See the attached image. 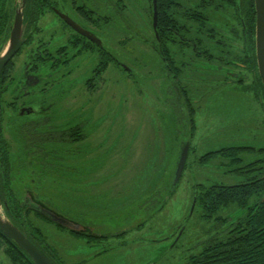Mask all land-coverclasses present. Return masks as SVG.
Here are the masks:
<instances>
[{
	"label": "rangeland",
	"instance_id": "obj_1",
	"mask_svg": "<svg viewBox=\"0 0 264 264\" xmlns=\"http://www.w3.org/2000/svg\"><path fill=\"white\" fill-rule=\"evenodd\" d=\"M21 1L15 0V7ZM134 2H139L140 7L131 3L128 13L136 29L142 32L123 26L118 17L110 31V40L106 41L111 43L110 50L119 55V40L131 38L128 49L132 53L125 50L129 56L123 52L126 57L122 56L121 61L128 68L133 67L134 72L124 81L122 77L126 73L110 67L100 79V91L94 97L98 99L95 110L84 111L88 120L86 133L91 136L78 144L70 142L66 163L49 164L46 169L48 179L43 178L38 183L30 178L17 182L23 197L30 193L35 200L45 198V205L84 225L95 226L98 234H113L102 241H89L93 236H76L52 221L35 218L41 224L58 264H179L185 248L203 240L207 236L206 230L215 223L205 220L199 208L192 212L195 207V197L191 196L194 174L209 183L216 180L218 169L214 162L203 168L196 158L207 151L231 145H254L252 155L264 158V97L251 84L252 76H247L250 75L247 70L239 74L243 76L242 83L231 81L230 75L226 76L222 69L215 67L216 62L212 68L196 71L190 80L194 98L199 99L193 104L196 131L189 138L191 140L186 137L188 125L179 119L172 95L166 92L168 83L164 81L158 54L145 40L153 38L149 13L145 7L140 10L147 2ZM47 21V17L41 19L40 25ZM108 28L111 27L104 26L102 37L107 36ZM238 29L241 30L240 25ZM51 30L49 26L45 29L48 35ZM40 38L47 41V38L34 37L35 42L25 45L16 58L15 82L23 78L25 64ZM6 47L7 43L4 48L0 45V52ZM227 78L228 83L224 82ZM205 90L210 91L207 96H196L197 92ZM12 96L11 93L4 94L9 101L13 100ZM82 98L80 92L76 93L65 105L74 109ZM65 105L56 111L62 113V107H65L64 114L68 116L70 109ZM9 114L13 112L8 110L6 116ZM5 134L12 141L14 167L19 170L23 158L18 155L26 152L23 141L15 138L10 129ZM182 139L196 147L197 155L195 152L189 154L191 162L188 165L186 162L187 168L176 192L167 204L157 209L174 175ZM197 160L201 170L192 168ZM25 169L22 172L29 175ZM218 172L227 177L229 183L235 180L226 174L225 168ZM17 174L21 177V173ZM85 174L87 176L82 180ZM1 211L3 214L4 210ZM189 214L191 216L187 218ZM171 233L177 237L182 234L177 246H168L169 240L158 242ZM110 246L113 249L102 251ZM162 246L168 248L163 250ZM0 264H13L4 246L0 247Z\"/></svg>",
	"mask_w": 264,
	"mask_h": 264
},
{
	"label": "trees",
	"instance_id": "obj_2",
	"mask_svg": "<svg viewBox=\"0 0 264 264\" xmlns=\"http://www.w3.org/2000/svg\"><path fill=\"white\" fill-rule=\"evenodd\" d=\"M14 1L15 0H0V45L3 46V48L8 42L10 35V29L15 13ZM190 1L193 0H187V2ZM236 1L240 2V0H213V4L217 5V8L214 10L223 9L224 11L227 10V13H230L229 11L234 9L236 14ZM50 2L51 0H27L24 10V21L27 24V33L29 34H27L28 38L25 45H30L35 42L34 37H36V35H34V33L37 29H39V20L42 19V16H44L47 12ZM146 2V9L141 7L140 10L145 9V11L149 13V25L153 33V41L155 43L154 48H156L157 38L153 28V2L152 0H146ZM12 3L13 5H11ZM131 3L134 7H140L138 6L139 2L135 3L134 0H116L117 21L118 17L120 19L122 17V19H124L122 20L123 26L125 25V27L136 30L137 33H141L142 31L136 29L134 20L129 16L130 14L128 12L131 7ZM240 3L244 12L243 16L245 21L243 42L245 61L248 64L250 63V72L252 73L253 70L256 72L255 78L253 79L252 77L251 84L257 89L260 96L264 97V87L258 74L255 52L256 13L254 0H241ZM159 6L160 4L158 0V16L161 14L159 12ZM158 22H160V19ZM100 23L102 25L110 24V20L109 18H106L104 22V20L100 18ZM215 30L216 29H214L213 32H215ZM125 39L119 40L118 45L121 50L119 55L118 53L111 52L109 50L106 41L103 42V46H95L91 57L93 58L95 56L96 68L93 71V78H91L89 83H87L90 91L96 87L95 85L93 86L94 83L91 82L95 81L96 84H99L100 79L103 77L105 70L110 64L115 66L117 70L119 69L118 71L126 73L122 77L124 81L126 78H130L129 76H131L134 72L133 67H131V70H127L126 68L124 69L120 66L121 57H126L123 52L128 55L125 50L129 48L128 42L131 40V38ZM70 42L74 43L73 51L69 50L67 54L70 53V55H73L76 47L78 50H75V55H73V57L68 61H65L64 58L66 56L62 55V52L66 48L64 47L66 41H57L56 51L53 49L55 52H51V49L45 44L46 41L40 38L36 42L38 46L29 56L30 64L43 63L45 64L44 67H46V69H50L54 72L52 78L53 86L55 88L49 92L48 96H54L52 100H54L53 102L56 106L51 111L50 115H46L45 117H42V119L34 118L33 116L18 115L16 110L17 105L15 102L9 101L6 97H4V94L9 90V88L5 87L8 81L3 79L4 81L0 82V189L2 194L3 210L12 222L48 256H50L56 264L58 263L55 261L53 256L55 254L50 250L51 247L43 233V228L41 224L36 222L35 218L52 221L57 227L62 229L68 228L56 223L25 204V197L22 195L23 191L17 186V182H19V180L23 181L30 178L34 181V183H38L39 180L43 178L48 179L46 169L49 164L57 163L59 165H63L66 163L65 155H68L69 150H71V147L69 146L71 138H73L74 141H80L82 139L86 141L88 136H90H87V127L85 129L83 128V130L82 128H78L79 130H77L76 127H70L69 129L67 124L70 125L71 123H67V114H64L66 113L65 107H62L63 114L59 110L56 111V108H61L62 104L66 103L67 98H69V96L76 90L73 88L74 85L71 86L70 84V82L73 83L72 81H76V79L68 77V74L72 73V70L67 68L68 63L73 61L76 62L77 59H81L86 53V49H88L87 44L85 45L83 41L71 40ZM223 45L225 46L226 44L223 42ZM124 46L126 49H123ZM67 48H69V46ZM130 53H132V51H130ZM230 57V53L225 52L224 58L227 59ZM50 58H53L54 62L48 63ZM128 58L129 57H127V59ZM13 64L14 61H11L7 67H5L1 78L5 77L4 72L7 73L13 67ZM186 72L187 71H185V69L178 68L176 77L180 81V84L186 83L188 87H191L187 82H184L182 78L190 80L196 75V72H190L191 74H187ZM77 76L80 77V74ZM183 88L184 86L181 85V88L179 89V92L181 93L180 98L184 102L181 104V115L178 117L187 123L188 134L186 137L189 139L193 137L196 130V109L193 107V87L192 89ZM208 91L209 90L197 92L196 96H198V98L205 95L207 96L208 93H210V91ZM63 92H65V94H62ZM8 110H11L13 114H9L7 117L6 112ZM7 118L9 119L6 120ZM21 119H23V121L18 123ZM8 129H10L12 133H15V138H20L19 140L23 141L24 151H26L23 155H18L19 158H23V163L19 170L14 167L12 141H10L5 134ZM66 130H69V132ZM77 135L79 136L78 138H76ZM253 149H255V146H224L219 149L202 153L197 158L201 164H204L210 159L219 156V165L226 169V173L229 175H237L239 177L242 176L245 178V182L228 186H220L219 184H216V181H211L208 184L191 185V196L193 198L196 197L195 207L192 212H194L196 208H199L201 216L205 220H213L215 223L210 225L205 232L207 236L202 241L206 240L209 241V243L205 245L203 249L204 251L201 254L196 255V260L194 259V255H192V259L190 258L187 264H264V158H259L258 160L261 164L260 168L257 169L260 170L259 174L252 176L251 172L253 170L252 167L254 163H246V160L243 157L247 152L252 153ZM191 152L192 154L195 152L197 155L195 150L193 151L192 149L190 153ZM188 159L187 165L191 162L190 157ZM36 163L38 164V167ZM23 169H25L29 175L22 172ZM37 169L39 170L38 172ZM17 172L21 173V177L17 174ZM86 176L87 174L82 176V180L85 179ZM181 179L175 190L172 192L170 191L171 182L168 184V187L164 192L163 201L157 209L161 208L164 204H167L169 199L172 198L181 182ZM168 195L169 198L166 199ZM36 201L45 205L44 201L46 200L45 198L44 200L42 198H38ZM190 216L191 214H189L187 218ZM224 221L234 222L230 224L231 226L228 236L226 234L217 237L216 234H219V232H216V230L223 224ZM226 222H224V224ZM72 232L77 235L84 234L75 231ZM2 246H4L5 253L8 255L13 264H34L32 258L0 230V247ZM208 257L213 260L210 262L206 261L205 259Z\"/></svg>",
	"mask_w": 264,
	"mask_h": 264
},
{
	"label": "flooded vegetation",
	"instance_id": "obj_3",
	"mask_svg": "<svg viewBox=\"0 0 264 264\" xmlns=\"http://www.w3.org/2000/svg\"><path fill=\"white\" fill-rule=\"evenodd\" d=\"M152 2H153V28H154V1L152 0ZM240 2L236 1L237 12L235 14L234 9H231L229 11L230 13H227V10L224 11L223 9L214 10L217 8V5L213 4V0H198V1L193 0L190 2H187V0H159V4H160L159 12L161 14L158 16V21L160 19V22L157 23V29L154 28L155 36L157 38V42H156L157 47L154 48L155 43L153 41V38L152 39L145 38V40L147 41V44L158 54L160 67L164 74L163 75L164 81H166V84L168 83V85H166V92L172 95L173 104H174L173 106L178 116L181 115V107H182L181 104L182 102H184L180 98L181 93L179 92V89L181 88V85L184 86L183 89H188V88L192 89V87L194 88V86H192V83L190 81L191 79L189 80L187 78H182L183 81L187 82L188 85H190L191 87H188L186 83L180 84V81L176 77V72L178 68L185 69V71H187L186 72L187 74H191L190 72L192 73H195L196 71L201 72L202 69L207 70L208 68H212L213 62H216L215 67L218 69H222L226 74V76L230 75L231 81H237L239 83H242L241 80L243 79L241 77L243 76H240L239 74H244L243 70H247L248 73L252 75L253 79L255 78L256 75L255 70H253V72L251 73L250 72L251 67H249L250 63L248 64L245 61L244 46H243L245 21L243 16L244 12ZM141 7L146 8L147 4H143ZM157 10H158V0H157ZM255 13H256V9H255ZM116 14H117L116 0H51L47 12L45 13L44 16H42V19H45L47 17L49 21H47V24L40 25L41 19L39 20L38 26L39 29L41 30L37 29L34 35H36V37L39 36V37L47 38L45 44L48 48L51 49V52L54 50L56 51L57 41H61V42L66 41L64 45V47L66 48L62 52V55L66 56L64 58L65 61L71 59L73 55H75V50L76 51L78 50V48L76 47L74 49L73 55H70V53L67 54L69 50L73 51L74 43L70 42L71 40L83 41L85 45L87 44L88 49H86V53L83 55V57L79 60L77 59L76 62L73 61L68 63L67 65V68L69 70H72V73L68 74V77L76 79V81L75 80L72 81L73 83L70 82L71 86L74 85L73 88L76 90L72 95L69 96V98H67L66 103L68 102L70 97L75 95L76 93L80 92V95L84 97V99L82 98L83 100L79 104H77L76 108L74 109L69 108L68 107L69 105H67V108L70 109L69 115L67 116V123L68 122L71 123L70 125L67 124L69 129L70 127L71 128L76 127L77 130H79L78 128H82V130L83 128L85 129L87 127L86 122H88V120L85 117L84 111H88V112L94 111L95 107L98 104L97 103L98 99L96 100L94 97H96L95 95H98L96 94L97 91H100V89L98 90L99 84H96L95 81H92L91 83H94L93 86L95 85L96 87L95 88L93 87L94 89H92L91 91L87 86V83H89L91 78H93L92 77L93 71L96 68L95 56L92 58L91 54H93L95 46H99V47L103 46L104 41L110 40V35H111L110 31L117 22ZM62 15H66L70 17L83 29L93 33L95 36L100 38L102 43L100 44L92 40L87 35L78 32L71 24H69L64 19ZM100 18H102L104 22L106 18H109L110 24L102 25L100 23ZM24 20H25V12H24ZM119 20L122 21L124 19H122L121 17V19ZM235 23L237 24V26ZM238 25H240L241 30L238 29ZM48 26L51 27L52 29L49 35L47 31H45V29H47ZM104 26L111 27L108 28L109 38L108 36L105 37L101 36L102 32H104L105 30L102 29L104 28ZM214 29H216L215 32H213ZM27 34L29 33H27V24H26V33H25L26 41L28 38ZM26 41L22 45L19 52L11 60L14 61L13 67L7 73L4 72L5 77L1 78L5 68L3 69L0 75V82L4 81L3 79H6L5 81H8L5 87L9 88V90L6 93L13 94L12 102H15V104L17 105L16 110L18 115L33 116L34 118L42 119V117H45L46 115H50L51 111L56 106L53 102L54 100H52L54 96L53 95L48 96L49 92L54 90L55 88L53 86V78H52L54 72L51 71L50 69H46V67H44L45 64L43 63L41 64L36 62L37 64L35 63L30 64V61H27L25 64V69L23 71V78L19 82H15L17 75V74L15 75L16 58L20 56L21 52L24 50ZM223 42L226 44L225 46L223 45ZM107 45H109L108 47L110 50L111 43ZM68 46L69 48H67ZM234 47L236 48V50H234ZM225 52L226 53L229 52L231 57L227 59L224 58ZM255 52H256V28H255ZM256 61H257V56H256ZM51 62H54L53 58H50L48 60V63ZM120 66H122V68L124 69L126 68L127 70L128 69L131 70L122 61H120ZM110 67L113 69L115 68V66L110 64L109 67L105 70L104 74L108 71ZM257 68H258V63H257ZM78 74H80V77L77 76ZM258 74H259V70H258ZM31 75H34V78L36 79H40L43 77L44 81L37 85L30 86L27 80ZM251 75L247 74V76H251ZM34 81H32V83ZM224 82L228 83L229 79L228 78L225 79ZM16 92L18 93L16 94ZM62 94H65V92H63ZM193 101H199V99L194 98ZM74 110L77 112H73ZM22 112L24 113L21 114ZM66 131L69 132V130ZM78 137L79 136L77 135L76 138ZM70 141L71 143L73 142L74 144H78L79 142H84L83 139L80 141H74L73 138H71ZM248 146H254V145H248ZM193 147L194 146H192L190 142V151L193 149V151L195 150L197 152L196 147L194 148ZM245 156L243 157L245 158L246 163H254L252 167L253 170L251 172L252 173L251 175L252 176L258 175L260 170L257 169H259L261 166V164L258 161L259 158H256L254 155H252L251 152H247ZM219 161H220V157L217 156L210 159L209 161H207L202 165V167L204 168L207 167L210 162L215 163V167L218 168L216 170L217 173H215V177H216L215 181L217 182L216 184H219L220 186H228V185H236L245 182L244 181L245 178L233 174L231 175L233 176V178H235L233 183H229L228 181H226L227 177L225 178L222 177L220 172H218L220 168H224L221 165H219L220 163ZM198 165L199 164L197 160V162L194 164L192 168L201 170L202 167L200 166L199 168ZM199 179L200 177L198 176L197 173H195L194 181L192 182V184L193 185L208 184V182H203ZM224 222L216 230V232L217 231L219 232V234H216L217 237L226 234L228 236V233L230 231L229 229L231 226L230 224L233 223L234 221L232 222L227 221L225 224ZM85 226L87 227V231L84 234L77 235L72 231L71 233L76 236H89V237L93 236L89 239V241H96L99 239L102 241L103 238L109 237L107 234L90 235L88 233L94 230V227L90 225H85ZM174 234L175 233H171L168 236L165 235L163 236V238H160L158 242H160L161 240L162 242L169 240L168 246H170V244H173V247H175L177 246L178 241L181 238L182 234L179 235V237H177V234L176 235ZM208 243L209 241L206 240L205 241L200 240L191 243L188 247L185 248L184 258L180 260L179 264H187L188 260H190V258L192 259V255H194V259L196 260V255L201 254L204 251L203 249L205 245ZM168 246L167 247L162 246V249L165 250L166 248H168ZM110 249H113V247L112 246L105 247L102 251H109ZM205 260L210 262L213 259L208 257Z\"/></svg>",
	"mask_w": 264,
	"mask_h": 264
},
{
	"label": "water",
	"instance_id": "obj_4",
	"mask_svg": "<svg viewBox=\"0 0 264 264\" xmlns=\"http://www.w3.org/2000/svg\"><path fill=\"white\" fill-rule=\"evenodd\" d=\"M154 1V28L157 29L158 23V10H157V0ZM27 0H22L21 3L17 2V6L14 13L13 22L10 29V35L7 42V47L0 52V75L3 69L10 63V61L15 57L19 52L22 45L26 41V23H24V8L26 6ZM255 9H256V56L258 63V70L264 87V0H254ZM64 19L71 24L78 32L87 35L92 40L102 43L100 38L95 36L93 33L83 29L75 21L66 15H62ZM35 80V81H34ZM32 81H34L32 83ZM44 81V78L36 79L34 75H31L27 82L30 86L37 85ZM25 109V108H23ZM22 112L21 114H23ZM190 151V141L181 140L180 150L178 154V159L176 162V168L174 175L171 180V189L174 191L177 184L179 183L189 156ZM169 198V195L166 199ZM165 199V200H166ZM196 197L194 198V204ZM24 203L27 204L30 208L35 211L40 212L49 219L55 221L56 223L68 228L69 230L85 233L87 227L80 222H77L59 212L54 210L52 207L43 205L36 201L30 193L26 194ZM3 202L2 194L0 189V230L15 244H17L21 249H23L33 260L34 264H56L50 256H48L37 244H35L18 226H16L12 220L5 214H2ZM194 206L192 207V211ZM93 226V225H90ZM94 231L96 229L95 226ZM89 232L90 235H100L96 231ZM103 235V234H101ZM113 235V234H107Z\"/></svg>",
	"mask_w": 264,
	"mask_h": 264
}]
</instances>
